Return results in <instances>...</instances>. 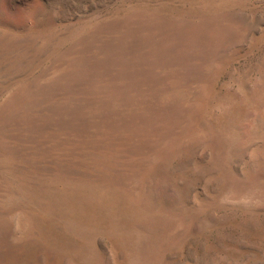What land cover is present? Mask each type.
Masks as SVG:
<instances>
[{"label": "rangeland", "instance_id": "1", "mask_svg": "<svg viewBox=\"0 0 264 264\" xmlns=\"http://www.w3.org/2000/svg\"><path fill=\"white\" fill-rule=\"evenodd\" d=\"M0 264H264V0H0Z\"/></svg>", "mask_w": 264, "mask_h": 264}]
</instances>
